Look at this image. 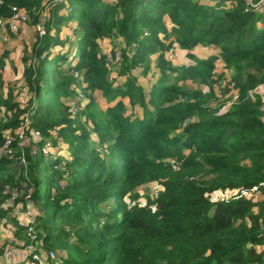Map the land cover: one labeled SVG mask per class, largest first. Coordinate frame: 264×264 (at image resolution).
<instances>
[{
	"label": "trees",
	"instance_id": "trees-1",
	"mask_svg": "<svg viewBox=\"0 0 264 264\" xmlns=\"http://www.w3.org/2000/svg\"><path fill=\"white\" fill-rule=\"evenodd\" d=\"M11 5L37 22L43 0H4L0 13L10 16ZM49 12L32 59L22 58L26 105L13 100L12 90L0 101V222L13 224L16 244L52 251L47 264H264V108L251 92L264 82V4L63 0ZM66 20L74 40L60 36L57 27ZM105 39L109 58L101 51ZM174 41L187 50L218 46L235 102L221 110L215 56L173 64L167 53ZM67 44L78 51L76 60ZM150 69L158 75L145 84L139 77ZM78 90L88 99L84 112ZM95 90L107 102L118 99L96 110ZM68 101L92 129L73 126ZM46 143L51 151L43 154ZM59 145L68 154H56ZM152 182L155 196L145 194L139 205L135 186ZM217 190L235 195L212 199ZM26 193L33 240L14 211Z\"/></svg>",
	"mask_w": 264,
	"mask_h": 264
},
{
	"label": "rangeland",
	"instance_id": "rangeland-1",
	"mask_svg": "<svg viewBox=\"0 0 264 264\" xmlns=\"http://www.w3.org/2000/svg\"><path fill=\"white\" fill-rule=\"evenodd\" d=\"M63 0H43V9L42 12L39 16V19L37 22H33L31 21L30 16H28L27 11L23 8V7H18L21 10L24 11V13L26 14V19L22 21V23H20L19 28L17 30V32L12 33L8 31V28L2 27L4 28V30H6V32L1 31L2 28H0V49L2 52V54H0V101H2V95H6L7 92H11V90L13 91L14 94V99L16 100L18 99L19 105L21 107H23L24 105H26V97H27V87L25 85V82L23 80V76L19 75V69H18V63L14 61L13 58H17V57H10L8 56V53L11 50L12 55L15 54V51L17 49V53H18V60H22L23 56L24 57H30L32 59V53H31V47L32 44L36 41V39L41 36V35H35L37 29H36V24H42L43 28L45 29L46 26V22H47V18L49 17V7L57 2H62ZM4 5V0H0V6ZM14 5H11L10 7H12ZM253 8V7H251ZM64 9L60 10V13L63 12ZM3 12L0 13V19L5 23L8 20V17H6V15L2 14ZM72 22L69 20L64 21L63 23H60L58 25L57 28H59L61 31L60 36L63 40H65L66 38H69L70 40H74L75 39V34L70 30L69 28V24H71ZM171 23L169 21H167V26H169ZM4 26H7L6 23ZM23 30V31H22ZM55 32V31H54ZM21 33V34H20ZM51 33H53V30H51ZM22 34L24 35L22 37ZM163 36V34H161ZM175 34L172 33L169 37L174 39ZM22 39V40H21ZM106 42V44H105ZM105 45H100L101 46V51L107 55H109V50L112 47L111 42H109V39H105L103 42ZM66 51L68 54H72L74 53V57L76 60L78 51L75 50V47L72 44H67L66 46ZM212 49V50H210ZM217 50V52L215 54L212 53V55L215 56L214 58V66L212 68V72H213V77L214 78H219L217 79L215 82H213V88L216 92V95L219 99H229L234 93L237 92L236 88L233 87L232 85V81L230 80V77L232 75V72L230 69H224V61L221 57L218 56V46L211 44L210 46H202V45H196L193 48H191L190 50L187 49H182L178 44L177 41H174L172 46L169 48L167 56L169 59L172 60L173 64H177V65H182V64H188V63H194L196 59L198 58H205L207 56H209L207 53L208 51H213ZM203 51H206L207 53H204ZM118 51H116L117 53ZM7 55V56H6ZM14 55V56H15ZM119 55V52H118ZM211 55V54H210ZM156 56V53H153L150 55L151 58V63H155L153 60ZM109 58V57H108ZM3 59L5 61V64H3ZM65 64V63H64ZM112 69V68H111ZM141 70V69H139ZM113 75H116V69H113L112 71ZM157 69H150V71L145 75H141L139 77V80L142 82H145V84H148L149 81L153 82L156 80L157 78ZM189 81H192V79L189 78ZM4 82V83H3ZM262 83L258 84L257 86H255L251 92L253 93H258L261 98H262V104H264V91H262V89L260 88V85ZM195 85V83H194ZM148 86V85H146ZM87 92H90V90H88ZM86 92V93H87ZM93 97L95 100H97L98 105L97 108L95 107L96 110L101 109L104 110L108 105H112L117 99L111 100L110 102H107L106 99L104 98V96L102 95V91L100 90H95L92 93ZM77 98L80 100V108H83V106L85 105V103L87 102V97L86 95L78 90L77 92ZM61 100L64 101V99L62 98ZM67 103H70L71 107L68 108V111L70 112V114L73 116H75V124L73 126H78V127H86L87 129H92V124L90 122V120L87 118L86 113H82L84 112V108L82 109V112L80 114H77L78 112V106L76 103L68 101ZM138 105L135 106V111H137L139 108L137 107ZM140 111V110H138ZM4 113L5 110L2 109V107L0 106V117H4ZM20 118L23 120V122L20 124V126L18 128H16L15 133L17 134V136L19 138H21L23 136L24 133V128L27 125L28 122V115L22 114L20 116ZM5 135L7 138L10 137V131L9 130H5ZM22 135V136H21ZM9 136V137H8ZM6 143V142H5ZM107 145L106 142L103 143L102 146L97 145V149L96 151L100 153V155H103L106 151ZM68 150H70L67 147H62L61 145H59L58 147H56L53 151L56 152V154H68ZM43 151V150H42ZM45 152V151H44ZM43 154H47L44 153ZM23 164L26 163V160L24 159V161L22 162ZM122 174V173H120ZM154 182L152 183H142V184H138L135 186V191L140 193L139 197L136 199L139 205H143L145 203V194H149L151 197L155 196L154 193ZM253 191L252 190H247V191H243V194H251ZM26 195V194H25ZM235 194H233L231 191H220L217 190L216 192H214L212 194V199H221V198H226V197H230L233 196ZM29 198H26L29 202ZM115 199H117V197H115ZM125 200L130 204L133 203L132 201H129L128 197L125 198ZM136 202V201H135ZM30 204V202H29ZM17 214L16 217L19 218V220H21V222L25 223V219H23V216L25 215V212L22 210H14ZM7 223H3L0 222V228L2 229H6L5 225L6 224H10V221L7 220L5 221ZM33 224V223H32ZM11 225L13 226V224L11 223ZM14 227V226H13ZM31 227V225H30ZM8 230V229H7ZM1 231H0V242L2 241L1 238ZM8 239L10 242L3 243L4 247L6 245H8V249H12L14 247H18L21 249L22 253L26 251V246H21V245H17L13 240L14 236H13V232L9 233L8 232ZM7 237H4V239ZM33 240V239H32ZM19 243V240H18ZM1 245V243H0ZM3 247V245H1ZM0 246V249H1ZM7 249V248H6ZM5 249V250H6ZM14 255V253H13ZM12 255V256H13ZM10 256V257H12ZM21 263V262H20ZM22 264V263H21Z\"/></svg>",
	"mask_w": 264,
	"mask_h": 264
},
{
	"label": "built area",
	"instance_id": "built-area-1",
	"mask_svg": "<svg viewBox=\"0 0 264 264\" xmlns=\"http://www.w3.org/2000/svg\"><path fill=\"white\" fill-rule=\"evenodd\" d=\"M247 4H249L251 7L257 9L261 4H264V0H259L258 2H255L254 0H245ZM12 13L11 15L8 17V20L5 22L7 26H4L5 23L0 19V26L8 28L9 32L15 33L17 32L20 23H22L23 20L26 19V14L24 13L23 10H21L20 8L16 7V6H12L11 7ZM36 29H37V33L39 35L44 33V28L42 26V24H36ZM119 58L118 52L116 53V60ZM260 88L262 89V91H264V82L260 85ZM238 97V93H234L229 99H222L224 102L221 105V110L227 108L230 104H232L233 102H235V100ZM262 108H264V104L262 105ZM22 136V135H21ZM31 136L34 138H37L39 136V132L38 131H31ZM10 143V139L7 138L6 140V147L9 145ZM42 150L44 153H48L50 150V144L46 143L43 147ZM12 150L11 148H7L6 149V153L7 154H11ZM21 162L24 161V158L21 157ZM243 193V192H242ZM25 202L23 201H19L16 203L15 205V210H22L25 212V215L23 216V219H25V224L28 225V231L27 234L30 236L31 240L35 238V235L31 233V227L30 225L34 222V213H33V209L31 207V205L29 204L28 200L26 198L29 197V193H26V195H23ZM13 198V197H12ZM11 203V202H10ZM6 228L8 229L9 233H12L14 230V227L11 224H7ZM14 253V250L12 249H6L4 251V255L6 257H10L12 256ZM26 254L28 256L27 259V264H47L46 260L48 258H53L54 257V253L52 251H47V252H40L38 250L35 249L34 246H32L31 244H28L26 246Z\"/></svg>",
	"mask_w": 264,
	"mask_h": 264
},
{
	"label": "crops",
	"instance_id": "crops-1",
	"mask_svg": "<svg viewBox=\"0 0 264 264\" xmlns=\"http://www.w3.org/2000/svg\"><path fill=\"white\" fill-rule=\"evenodd\" d=\"M0 28H2V27H0ZM1 31H3V32H6V30H4V28H2V30ZM23 31V30H22ZM21 34V33H20ZM24 35L22 34V37H23ZM22 40V39H21ZM210 50H212V49H210ZM2 52L3 51H1V49H0V54H2ZM204 53H207L206 51H203ZM217 52V50H214L213 49V51H208V55H210V54H215ZM15 53H16V55L15 54H13L12 55V53H11V50H10V52L8 53V56H10V57H17V58H13L14 59V61H15V63L16 62H19L17 65V67H18V69H19V75H22V66H23V63H22V60L20 59V60H18V53H17V49H16V51H15ZM15 55V56H14ZM7 56V55H6ZM3 64H5V61H4V59H3ZM4 83V82H3ZM7 225H5V227H6ZM0 231H1V238H2V241L0 242L1 243V245L3 244V243H5L6 241L7 242H10L9 241V239H8V230H7V228L6 229H2V228H0ZM4 237H7V238H5L4 239ZM14 242L15 243H17L18 242V239L16 240H14ZM5 247H7V248H9L8 247V245H6ZM13 250H14V255L12 256V257H6L4 254H2V253H0V264H27V259H28V256H27V254H26V251L25 252H23L22 253V251H21V249L20 248H18V247H14L13 248ZM21 262V263H20Z\"/></svg>",
	"mask_w": 264,
	"mask_h": 264
}]
</instances>
